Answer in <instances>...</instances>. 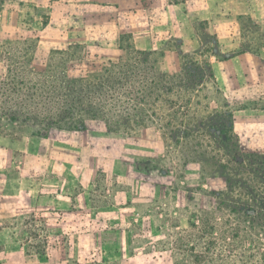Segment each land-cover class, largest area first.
I'll return each instance as SVG.
<instances>
[{"label": "rangeland", "instance_id": "obj_1", "mask_svg": "<svg viewBox=\"0 0 264 264\" xmlns=\"http://www.w3.org/2000/svg\"><path fill=\"white\" fill-rule=\"evenodd\" d=\"M109 1L27 3L32 32L0 40V251L18 260L21 245L63 264H261V101L214 91L204 55L231 52L213 33L203 57L178 51L167 68L165 49L135 47L137 2L119 18ZM107 67V98L70 97ZM91 102L101 105L95 118ZM62 104L81 112L71 119Z\"/></svg>", "mask_w": 264, "mask_h": 264}, {"label": "crops", "instance_id": "obj_2", "mask_svg": "<svg viewBox=\"0 0 264 264\" xmlns=\"http://www.w3.org/2000/svg\"><path fill=\"white\" fill-rule=\"evenodd\" d=\"M97 2L103 8L104 5L108 8L107 5L110 3L109 0H97ZM135 2H137L135 3L137 5H134L135 11L133 10L128 20L134 29L136 48L141 51L165 49L167 54L163 58L168 68L176 57L175 52L178 51L184 53L191 50L198 51V55L203 57L202 53L210 43L206 36L213 33L220 51L231 52L222 60H218L215 53L207 52L204 55L212 64L210 69L213 73L214 91L225 92L227 95L236 96L245 101L250 99L255 102L261 101L259 110H254L261 118L260 124L263 125L264 0H181L179 3H174L173 0H149L147 7L142 0H135ZM27 3L38 5L40 0H3L0 3V40L3 37L23 36L24 31L32 32L24 21V13L27 14L24 8ZM112 3L117 9V17H125L126 7L130 5V2L112 0ZM17 5L21 7L18 8ZM41 24L37 21L35 27ZM244 28H254L260 32L261 41L252 37V34L248 35V30ZM64 38L66 43L73 40L71 37L68 39L67 36ZM174 41L178 42L179 48L173 47ZM41 43V39L38 40L39 47ZM244 111L235 112L233 118L239 117L242 120L247 116ZM236 124L235 119L233 120L234 132L237 131ZM246 126L250 127L249 136H254L252 122L250 121L249 124L247 122ZM17 250L22 256L18 260L10 259L8 252L0 251V256L3 255L0 257V264H63L52 258L32 259L21 245L17 246Z\"/></svg>", "mask_w": 264, "mask_h": 264}, {"label": "trees", "instance_id": "obj_3", "mask_svg": "<svg viewBox=\"0 0 264 264\" xmlns=\"http://www.w3.org/2000/svg\"><path fill=\"white\" fill-rule=\"evenodd\" d=\"M180 1L181 0H173L174 3H179ZM139 53H140V55H142L144 52L141 51ZM109 73H110V68H108V67L105 68L104 74H102V75L99 74V75L95 76L94 84H92L93 87L80 86V87H78V89L76 88V90H74L73 92L70 90L69 91V92H71L70 97H77V99H79V100H80V98L82 99V97H85L86 102L90 101L92 97H95L96 99L107 98L110 94V90L104 91V86L106 85L104 80H107L106 77ZM162 76H164L166 78V80H172V79L176 78L178 76V74L177 75H168L166 73H163ZM179 76H180V74H179ZM64 78L68 80L67 76H65ZM21 81H23V80H21ZM75 81L81 82V81H83V79H79V80H75ZM6 84H7L6 90L8 91L10 88L9 87L10 83H6ZM114 91H116V90H114ZM80 96H82V97H80ZM113 96L114 95H112V97ZM93 105H94V103L92 104V102H91V104L86 106V107H89V110L87 109L85 113H88L87 115H90V118H95L97 115V114H92L93 112H90V111L91 110L96 111V109L99 110L100 106H101L100 105V106L96 107V105L95 106H93ZM25 106H26V104L23 105L22 107H25ZM29 108L32 110L33 115H36L37 112L43 111L42 109L38 108L37 106H33V108H31L29 106ZM62 108H64V109H62ZM43 109H44V111H48L49 115H53V113H55L54 111H56L55 107H52V105H50V107L46 106V108H43ZM61 109H62V112H64V113L66 112L69 115H71L72 116L71 119H75V116L81 112L80 110H78V106H73V104H66V106L64 104H62ZM57 110H58V108H57ZM58 123H59L58 121L57 122L55 121V122H52V125L57 126V128H62V126L59 125ZM68 126L70 129H76L78 127V126H74V125H68ZM257 253H258V251H257ZM259 255L261 256L260 257L261 258L260 263L264 264V253L259 252L257 256H259ZM253 257H255V255Z\"/></svg>", "mask_w": 264, "mask_h": 264}]
</instances>
